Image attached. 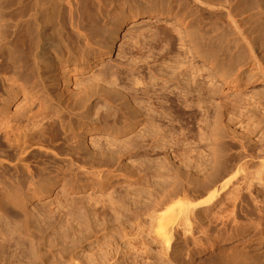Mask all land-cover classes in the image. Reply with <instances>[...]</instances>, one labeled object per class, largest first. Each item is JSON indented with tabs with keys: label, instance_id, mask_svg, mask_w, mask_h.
<instances>
[{
	"label": "rangeland",
	"instance_id": "1",
	"mask_svg": "<svg viewBox=\"0 0 264 264\" xmlns=\"http://www.w3.org/2000/svg\"><path fill=\"white\" fill-rule=\"evenodd\" d=\"M69 2L85 26V34L71 32L64 18V41L76 57L85 55L84 60L62 62V70L46 72L43 84L34 91L25 88L11 97L0 74V106L6 104L10 115L22 120L27 109L37 104L34 93H49L54 111L64 110L59 117L61 123L69 124L66 135L73 128L79 138L80 156L89 166L101 164L107 173L102 184H89L83 175L78 182L71 181L70 173L37 195L28 192V184L23 186L20 193L28 196V214L18 215L11 207L0 210V264H70L72 258L82 264H210L219 248L232 246L241 249L249 264H264V208L261 213L256 209L258 215L249 199L242 211L234 207L241 185L238 182L244 174L239 173V166L224 177L237 175L216 198L218 202L211 204L207 219L203 223L190 221L192 227L186 226L193 240L186 242L188 231L175 227V247L166 251L158 235V224L166 211L160 205L165 199L185 191L187 197L178 204L195 203L208 179L240 164L238 159L248 162L246 175L252 186L244 185L247 194L264 202L259 193L264 192V85L224 86L217 114L202 109L208 116L205 122L190 121L183 110L177 111L170 103L160 110L168 113L160 120L158 111L150 113L144 106L147 86L136 83L133 73L123 66L139 67L144 80L158 92L166 82L149 75L147 62L165 79L174 72H184V64H190L188 55L174 35L179 24L184 29V0H65V10ZM150 11L168 18H128ZM146 19L149 22L142 23ZM114 28L120 29V36L108 58L112 66L105 76L106 55L92 60L94 54L105 51L102 41ZM256 29L260 43H264V17ZM242 48L243 41L234 36L232 50ZM194 67L199 69L197 59ZM135 89L140 97L133 100ZM87 94L91 99L107 97L115 105V120H110L104 132L89 127L76 112L78 102ZM56 145L66 148L62 140ZM221 221L226 222L225 238L215 246L212 237L222 228ZM206 238H210L208 244L203 242Z\"/></svg>",
	"mask_w": 264,
	"mask_h": 264
},
{
	"label": "bare ground",
	"instance_id": "2",
	"mask_svg": "<svg viewBox=\"0 0 264 264\" xmlns=\"http://www.w3.org/2000/svg\"><path fill=\"white\" fill-rule=\"evenodd\" d=\"M63 1L65 0H0V74L7 83L9 97L25 88L34 91L43 84L46 72L51 70L58 73L62 70V62L67 64L71 59L75 62L84 60L85 55L76 57L69 45L65 44L64 18L67 19L71 32L79 36H84L85 26L77 20V12L70 2L65 10ZM184 8V29L181 30L179 24L174 32L188 55L190 64H184V72L178 75L174 72L173 76L165 79L155 71V66L147 62L145 67L149 75L166 82L158 92L153 90L151 83L144 80L136 65L123 66V70L131 71L134 75L132 79H135L136 83L141 81L147 86L143 93L144 106L150 113L158 111L160 120L168 115L165 110H160L164 109V104L170 103L177 111L183 110L190 121L203 122L208 116L202 114V109L208 108L216 115L221 108L222 102L218 96L224 86L234 88L245 83L248 88L255 84L264 85V43H260L256 35V24L264 17V0H184ZM142 15L155 19L168 18L161 12L151 11L143 14L137 12L128 18L134 21ZM147 22V19L142 21ZM126 23V20L120 22V29ZM120 29L114 28L109 37L102 41L101 47L105 51L93 55V62L98 56L106 55L102 70L105 76L112 66V61L108 58L119 40ZM234 36L244 43L245 48L239 52L232 50ZM143 57L144 54L139 56L140 59ZM196 59L199 69L194 67ZM114 74L119 75L117 71ZM181 75L183 79L180 78ZM174 90L178 93L175 94ZM135 91L136 94L131 95L133 100L140 97L138 91ZM33 98L37 104L27 109L22 120H15L6 104L0 106V210L11 207L16 214L23 216L28 214V196L24 197L20 190L26 184L28 192L37 195L47 191L50 184L65 180L70 173L71 181L78 182L83 175L89 178V184H102L103 176L107 173V169L101 164L89 166L88 161L80 156L82 150L79 138L74 135L73 128L70 129L72 133L66 135L65 128L68 129L69 124L61 123L59 117L64 110L62 108L54 111L56 107L51 95L47 92H35ZM91 98L89 94L85 95L78 102L76 112L83 116L89 127L104 132L110 120L116 116L115 105L107 97ZM154 100L156 102H153ZM62 134L65 136L62 137ZM58 140H62L66 148L56 145ZM238 160L240 164L228 167L224 174L208 179L204 190L195 196L194 200H198L197 202L178 204L187 197L186 192L182 191L161 203L160 208H166V211L160 218L158 235L162 238L166 251L175 247V227H183L184 231H188L187 227H192L190 221L203 223L207 219L211 204L218 200L216 198L221 192L233 184L232 180L237 175L223 179L232 174L236 166H239V173L244 174L243 179L237 181L241 185L233 200L234 207L242 211L244 201L249 199L255 211L257 209L258 213L262 212L264 202L246 192L252 186L246 175L248 162L244 159ZM36 163L38 165L34 166ZM261 182V185H264V181ZM245 184H248V188H244ZM259 193L264 195L262 191ZM221 222L222 228L212 237L215 246L225 238L226 222ZM187 233L190 237L186 236V242H189L193 240V236L190 231ZM205 240L204 244H208L210 238ZM230 248H219V253L214 255L210 264H249V259L239 247ZM70 264L82 263L72 258Z\"/></svg>",
	"mask_w": 264,
	"mask_h": 264
}]
</instances>
